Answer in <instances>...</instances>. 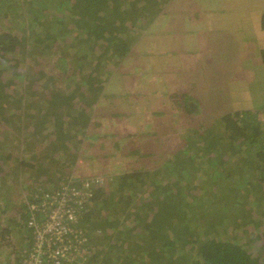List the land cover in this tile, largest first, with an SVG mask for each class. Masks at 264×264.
I'll list each match as a JSON object with an SVG mask.
<instances>
[{
  "label": "trees",
  "instance_id": "trees-1",
  "mask_svg": "<svg viewBox=\"0 0 264 264\" xmlns=\"http://www.w3.org/2000/svg\"><path fill=\"white\" fill-rule=\"evenodd\" d=\"M174 1L0 0V200L15 196L23 206L9 224L27 231L20 238L27 244L23 191L30 200V192H55L53 184L80 188L79 158L112 153L104 160L113 159L115 169L98 173L103 182L80 213L81 264H264V111H221L206 122L204 107L189 108L195 92H165L154 83L163 79L154 69H165L174 52L175 33L163 50L169 25L161 24ZM207 10H197V24L186 14L184 26L195 29L183 31L182 43L195 32L206 62L219 54L204 47L215 41L221 51L234 41L229 27L220 28L222 11H214L213 25ZM258 23L264 29V7ZM258 56L264 67V47ZM154 85L148 105L124 92ZM168 96L169 109L156 110L155 99ZM156 120H183L185 142L164 155L148 151L145 140L161 142ZM140 153L155 162L129 170Z\"/></svg>",
  "mask_w": 264,
  "mask_h": 264
},
{
  "label": "rangeland",
  "instance_id": "rangeland-1",
  "mask_svg": "<svg viewBox=\"0 0 264 264\" xmlns=\"http://www.w3.org/2000/svg\"><path fill=\"white\" fill-rule=\"evenodd\" d=\"M220 6V7H219ZM201 7H207V11L203 14L208 17L211 23L215 25L217 16L214 11H222L219 13V25L220 28L229 27V35L232 37L233 45L229 41L226 45H223L221 51L217 48L216 42H212V45L204 47L207 52H210V48L213 47L218 52V56L213 59H209L206 62L207 57L201 52L200 46H195L198 44L197 37L192 35L187 46H183L184 35L183 31L187 32L195 29V27L184 26V17L189 14V20L194 21V24L200 23L195 21L198 17L196 16L197 10ZM264 7V0H177L174 1V5L171 7V11L168 16L163 17L161 24H168L164 30L167 36L164 44V51H168L172 45V40L170 37L175 33V42L171 49L174 51L170 54V59L167 60L168 66L165 69L156 70L154 69L153 76L161 75L164 79L158 81L157 78H152L154 83H164V88L162 91H173L177 94H182L185 92H195L199 97L198 100L194 97L191 98L189 103V108L191 104L194 103L202 111L206 113L202 120L206 122H211L210 119H214L217 114L221 111H235L241 110L245 107L252 109H260L261 112L264 111V67L259 63L258 50L264 47V29L259 26L258 17L260 13V8ZM185 9L187 13H183ZM171 15H174L172 20ZM191 18V19H190ZM199 19H202L199 17ZM207 19V18H206ZM175 22V23H174ZM244 22V24L242 23ZM243 26H242V24ZM174 25V27H172ZM218 25V24H217ZM203 29H199V33H202ZM195 31V30H194ZM220 33H210L206 40H211L218 36ZM197 35V34H196ZM163 45H161L162 47ZM232 47V49H230ZM235 48L233 54L230 52ZM237 52V53H236ZM230 60V61H229ZM231 60H234L233 63ZM221 62V63H220ZM218 63V64H217ZM203 64V67H201ZM217 71L214 70V66ZM191 74H185V73ZM203 73V79L200 80V74ZM128 83V81H126ZM165 82L171 84V88L167 87ZM203 85H200V84ZM131 87V86H130ZM190 87H193L190 89ZM159 87L154 85L147 88H128L124 90L125 93L133 90V97L135 99H141L143 104H150L153 100L151 92L158 90ZM120 91L119 89H116ZM171 97H163L160 99H155L153 103L155 109L167 108L169 109L168 103H164L163 100H167ZM141 106H144L140 103ZM194 107V105H193ZM178 109H181L178 107ZM155 110V111H156ZM206 111V112H205ZM147 113L148 110H147ZM262 119H264V113H261ZM170 119V117L166 116ZM132 124L136 123V119H131ZM153 121V120H149ZM180 122L173 124L166 120H156L154 125L158 128L159 134H161V142L154 140V138L145 140L143 146L148 147V151H158L166 152L171 149L178 148L185 141L180 140L179 133L182 132L183 125ZM119 125L116 127L119 130H131L132 127L129 125ZM167 127V130L164 128ZM180 127V128H179ZM147 129L146 127L144 130ZM162 129L164 133H162ZM143 130L139 128L138 133ZM178 131V132H175ZM175 133V134H173ZM140 136V134H139ZM177 139L178 142L173 140ZM99 142V141H96ZM98 149V148H97ZM112 153H86L84 157L79 158L76 167V175L84 177L100 176L98 173L103 174L114 170L113 159H107V155L111 157ZM138 156L136 163L129 165V170H136L137 166H141L142 162L147 161L148 163L155 162V156L148 155L143 156L142 153ZM165 153H163L164 155ZM99 157V158H98ZM119 161L115 162L118 163ZM75 182V181H73ZM64 183L49 185L50 190L54 188H59ZM24 193V191H23ZM20 197L23 198L24 194ZM18 197V195H17ZM21 204L17 203L15 196L7 201L0 200V264H6L9 255L4 253L6 251H14L17 247L22 244L28 243V237L21 240V234L19 229L16 230L17 234L11 235L10 233H5V237H2L1 230L7 227L11 218L17 219L18 216L15 213L19 212ZM5 208V211H2ZM15 211V212H13ZM23 212V211H22ZM20 220V218L18 219ZM14 221V220H13ZM16 224V223H14ZM8 226V227H9ZM25 236H27V231H23ZM21 241V242H20ZM23 242V243H22ZM6 244V245H3ZM21 245V246H22ZM4 255V258L2 256ZM8 264H11L9 262Z\"/></svg>",
  "mask_w": 264,
  "mask_h": 264
},
{
  "label": "built area",
  "instance_id": "built-area-1",
  "mask_svg": "<svg viewBox=\"0 0 264 264\" xmlns=\"http://www.w3.org/2000/svg\"><path fill=\"white\" fill-rule=\"evenodd\" d=\"M102 182L103 179L98 177L83 181L80 188L67 183L51 194L33 197L35 192H32L30 200L28 194L24 196L25 228L31 234L30 243L16 255L18 263L81 264L87 251L86 237L79 224L80 213L86 208L88 197L92 196L93 186ZM16 257L10 255L11 264Z\"/></svg>",
  "mask_w": 264,
  "mask_h": 264
},
{
  "label": "clouds",
  "instance_id": "clouds-1",
  "mask_svg": "<svg viewBox=\"0 0 264 264\" xmlns=\"http://www.w3.org/2000/svg\"><path fill=\"white\" fill-rule=\"evenodd\" d=\"M98 177H100V176H96V177H91V176H87V177H84L83 176V179L82 180H93V179H95V178H98ZM98 186H100V185H94L93 186V189L94 188H96V187H98ZM31 193V192H30ZM27 194H29L28 192L27 193H25L24 195H23V197L24 196H26ZM25 223V222H24ZM16 226H18L17 224H10V226H9V228L11 229V230H18V228H16ZM24 226V229H26L25 227V225H23ZM26 231V230H25ZM11 234V233H10ZM3 245H6V244H3ZM27 244H23L22 246H20V247H17V249L16 250H14V251H6V254H8L9 255V257H8V260L6 261V264H8L9 262H11V260H10V255H13V256H15L16 257V255H18V252H19V250L21 251L22 250V247L23 246H26ZM21 248V249H20ZM17 258V257H16ZM15 258V261H14V263L13 264H19L18 263V258L16 259Z\"/></svg>",
  "mask_w": 264,
  "mask_h": 264
},
{
  "label": "crops",
  "instance_id": "crops-1",
  "mask_svg": "<svg viewBox=\"0 0 264 264\" xmlns=\"http://www.w3.org/2000/svg\"><path fill=\"white\" fill-rule=\"evenodd\" d=\"M130 84H131V83H130ZM130 86L133 87L132 84H131ZM9 230L11 231V232H10L11 235L17 234L16 230H11V229H9ZM19 233H20V232H19ZM20 234H21L22 236L25 235L24 233H20ZM21 245H22V244H21ZM21 245H20V246H21ZM4 255H6V252L4 253ZM4 255L2 256V258H4Z\"/></svg>",
  "mask_w": 264,
  "mask_h": 264
}]
</instances>
